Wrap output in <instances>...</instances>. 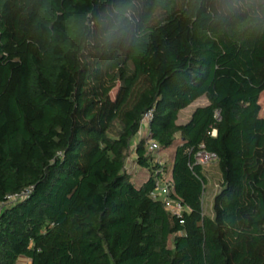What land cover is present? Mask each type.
Segmentation results:
<instances>
[{
  "label": "trees",
  "instance_id": "16d2710c",
  "mask_svg": "<svg viewBox=\"0 0 264 264\" xmlns=\"http://www.w3.org/2000/svg\"><path fill=\"white\" fill-rule=\"evenodd\" d=\"M263 92L264 0H0V264H264Z\"/></svg>",
  "mask_w": 264,
  "mask_h": 264
},
{
  "label": "built area",
  "instance_id": "2783aa9c",
  "mask_svg": "<svg viewBox=\"0 0 264 264\" xmlns=\"http://www.w3.org/2000/svg\"><path fill=\"white\" fill-rule=\"evenodd\" d=\"M152 117H153L152 111L145 114L142 120L140 132L146 130V133H148L149 124ZM147 148L149 152L157 153L160 149V145L157 142L149 141ZM156 159L157 161H160L162 163V160L159 157H157ZM195 159L196 162L199 164H209L213 161H216L218 159V156L216 153L209 152L205 150L203 147H201V149H199L196 152ZM173 189H174L173 180H171L166 174H162V177H160L156 182L155 195H159L162 197L167 210L171 211L178 217H182L186 207L183 205L182 202L174 199L171 196ZM17 198H19L18 195L13 196L10 199L13 201L16 200Z\"/></svg>",
  "mask_w": 264,
  "mask_h": 264
},
{
  "label": "rangeland",
  "instance_id": "374dc122",
  "mask_svg": "<svg viewBox=\"0 0 264 264\" xmlns=\"http://www.w3.org/2000/svg\"><path fill=\"white\" fill-rule=\"evenodd\" d=\"M201 103H202V101L199 100V101L191 104L187 108H185L181 112L180 122L181 123L187 122L190 119L193 111ZM261 105H262V112L261 113H262V115H264V92L261 96ZM144 134H146V130L144 131ZM133 142H134V140H133ZM155 155H156V157H159L163 161V158L166 159L168 156L170 157V155H172V154L158 151L157 153H155ZM126 168H127V171L132 173L133 181L137 186H140L149 177L148 171L145 168L138 166L134 160L133 161L128 160ZM205 168L209 174V177H208L209 178V184H208L209 187L207 189V193H206V196L204 199V205H205L206 212L208 214H212L213 213V197H214V194L220 189L221 175H220V172L217 168L216 161L209 163L208 165H206Z\"/></svg>",
  "mask_w": 264,
  "mask_h": 264
},
{
  "label": "crops",
  "instance_id": "0c3cea01",
  "mask_svg": "<svg viewBox=\"0 0 264 264\" xmlns=\"http://www.w3.org/2000/svg\"><path fill=\"white\" fill-rule=\"evenodd\" d=\"M201 101H202L201 104L206 103V100H204V99H202ZM143 135H144V131L139 132L137 137L134 138V142H133V144L131 146V149H130V154H129L128 158L126 159L125 167L127 166L128 160H130V161L134 160L135 161V158H136V153H135L136 144L138 143V141L141 139V137ZM30 263H31V260L29 258H26V257H21L19 259V262H18V264H30Z\"/></svg>",
  "mask_w": 264,
  "mask_h": 264
}]
</instances>
